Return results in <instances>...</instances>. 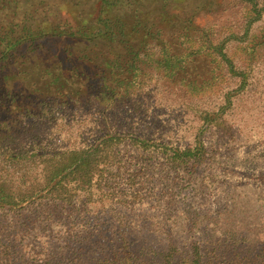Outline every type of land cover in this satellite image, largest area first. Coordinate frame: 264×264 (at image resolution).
I'll use <instances>...</instances> for the list:
<instances>
[{"label":"trees","instance_id":"obj_1","mask_svg":"<svg viewBox=\"0 0 264 264\" xmlns=\"http://www.w3.org/2000/svg\"><path fill=\"white\" fill-rule=\"evenodd\" d=\"M263 17L264 0H0V264H155L128 246L100 258L23 248L30 231L46 230L35 225L41 208L97 216L149 199L171 204L188 189L208 156L206 133L228 127L234 99L264 61V24L253 28ZM218 98L187 146L109 125V114H137L155 99ZM94 124L102 130L89 144H44L48 128ZM165 237L161 252L150 249L158 264H264V244L242 253L241 233L231 253L207 252L199 236Z\"/></svg>","mask_w":264,"mask_h":264},{"label":"rangeland","instance_id":"obj_2","mask_svg":"<svg viewBox=\"0 0 264 264\" xmlns=\"http://www.w3.org/2000/svg\"><path fill=\"white\" fill-rule=\"evenodd\" d=\"M263 24L264 17L253 28ZM221 103L218 98L204 105L186 106L155 99L137 114H109V125L112 130L155 134L165 142L187 146L198 132L202 112L214 110ZM226 119V129L213 128L206 133L208 156L197 167L188 189L177 193L171 204L149 199L97 216L92 215L93 209L88 213L58 209L48 216L55 208H41L44 215L35 225L46 230L38 234L30 231L23 249L28 256L37 257L46 255L53 245H61L65 249L72 247L73 251L81 248L92 251L100 258L128 246L139 254L148 253V259L157 258L152 263L158 264L161 254H152L150 249L161 252L163 238L168 234L184 244L185 240L190 244L199 236L207 252L212 247L225 246L231 253L238 252L240 247L231 235L241 233L244 236L241 240H247L241 242L246 244L242 253L260 248L264 244V61L255 66L248 88L234 99ZM48 129L44 144L56 149L89 144L96 132L102 130L96 124ZM197 185L199 189L193 190ZM86 220L90 222L84 226ZM73 221L76 223L71 224ZM177 256L189 257L181 251ZM209 258L206 256L205 260Z\"/></svg>","mask_w":264,"mask_h":264}]
</instances>
